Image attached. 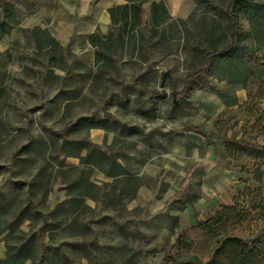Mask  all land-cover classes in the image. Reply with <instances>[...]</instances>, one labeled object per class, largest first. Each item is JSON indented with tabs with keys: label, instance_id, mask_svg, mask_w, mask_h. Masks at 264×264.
Segmentation results:
<instances>
[{
	"label": "rangeland",
	"instance_id": "1",
	"mask_svg": "<svg viewBox=\"0 0 264 264\" xmlns=\"http://www.w3.org/2000/svg\"><path fill=\"white\" fill-rule=\"evenodd\" d=\"M96 1L0 9V237L12 264H230L217 253L264 193L263 163L225 149L264 114V78L243 82L213 55L232 41L233 0L182 1L162 27L145 3L136 40L109 52L80 35ZM235 11L243 44L264 57Z\"/></svg>",
	"mask_w": 264,
	"mask_h": 264
},
{
	"label": "trees",
	"instance_id": "2",
	"mask_svg": "<svg viewBox=\"0 0 264 264\" xmlns=\"http://www.w3.org/2000/svg\"><path fill=\"white\" fill-rule=\"evenodd\" d=\"M152 0H127V3L122 6H115L110 8L109 13L112 17L113 30L107 36L100 37L99 33L92 34L88 37L89 43L93 47L100 48L102 52H109L113 45L118 49L125 46L128 42H133L137 38V33L142 28V8L145 3ZM6 0H0V9L8 7ZM240 8L249 23L252 25L254 34L252 33L255 42L252 46L258 48L261 42H264V3L256 2L255 0H233L231 5L226 9L231 22V39L232 41L221 49H215L213 55L216 60L230 68L243 70V82L249 79H262L264 78V57L259 56V50L243 44V34L240 32L239 16L235 11ZM150 25L162 27L171 18L170 13L164 2H154L150 6ZM5 19L14 21L15 16L9 11H4ZM147 26V25H146ZM145 26V27H146ZM52 44H56L53 40ZM100 52V54H103ZM188 87H184V92ZM226 147L229 149L234 148L236 151H247L251 155L264 156V146L262 149H256L254 146L241 144L234 140L228 141ZM232 244L223 251H218L229 261L230 264H257L256 258L260 257V249L255 242L248 239H241L238 237L233 238ZM7 259L1 264H12V256L7 249ZM166 261L175 264H196L195 261L189 259L184 260L169 254L165 255ZM215 256L213 261L215 262ZM48 264H52L45 260ZM44 262V264H45ZM262 262L261 264H263ZM70 264V263H69Z\"/></svg>",
	"mask_w": 264,
	"mask_h": 264
},
{
	"label": "crops",
	"instance_id": "3",
	"mask_svg": "<svg viewBox=\"0 0 264 264\" xmlns=\"http://www.w3.org/2000/svg\"><path fill=\"white\" fill-rule=\"evenodd\" d=\"M153 1L164 2L168 9V12L173 18L182 17L184 15L183 12L177 11V8L179 7V4L182 1L184 2L185 0H152L146 11L147 16L150 13L149 10ZM126 3L127 0H97L92 6L91 10L87 11V13H85L84 17L82 18L81 29L83 31L80 32V35L86 34L85 36L89 37L92 34H96V32L101 33L103 36L109 35L110 32L113 30L112 17L111 13H109L110 8L115 6H122ZM173 9L177 11L176 14L171 11ZM85 28H88V30L85 31ZM227 140H234L235 142H240L241 144L254 146L257 150L262 149V147L264 146V114H261L259 119H257V121L254 123L253 127H247L246 132L243 135L241 134L240 137H233L229 134V136H227ZM231 150H233L234 152L236 151L234 148H231ZM262 163V167L264 168V156L262 155H252L247 159V166L250 168H257L259 164L261 165ZM251 185L252 187H254L256 186V183L253 182L249 184H244V187L242 188L245 190V188H250ZM232 205H234V203H230L229 206ZM244 206V226H246L247 229L245 232L235 233L234 237L252 240V242H255V244L260 250H264V243H259L258 241H256L257 239L264 241V193L259 199L252 200V202L250 203H245ZM220 210L221 205H218V211ZM236 212L239 214L240 211ZM7 252V247L5 246L4 241H2V238L0 237V264L5 262V260L7 259ZM45 264L48 263L45 262Z\"/></svg>",
	"mask_w": 264,
	"mask_h": 264
},
{
	"label": "water",
	"instance_id": "4",
	"mask_svg": "<svg viewBox=\"0 0 264 264\" xmlns=\"http://www.w3.org/2000/svg\"><path fill=\"white\" fill-rule=\"evenodd\" d=\"M170 73H165L164 76H163V82L162 84L164 83V81L167 79V77L169 76Z\"/></svg>",
	"mask_w": 264,
	"mask_h": 264
}]
</instances>
